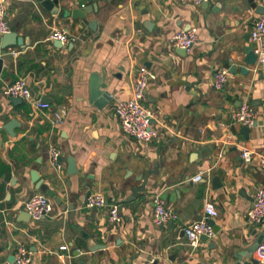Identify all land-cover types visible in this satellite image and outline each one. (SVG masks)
Here are the masks:
<instances>
[{
    "label": "crops",
    "instance_id": "obj_1",
    "mask_svg": "<svg viewBox=\"0 0 264 264\" xmlns=\"http://www.w3.org/2000/svg\"><path fill=\"white\" fill-rule=\"evenodd\" d=\"M42 1L0 0L10 31L25 40L24 48L0 49V264H16L9 259L21 244L32 252V264H143L150 259L235 264L240 252L261 243L259 249L264 221L251 225L247 215L264 187L263 121L245 136L242 126L232 124L231 113L246 102L264 110V81L256 68L248 75L240 70L243 49L251 43L245 37L261 14V0H210L200 7L182 0H58L57 7L68 11L96 4L98 11L85 20L62 19ZM148 23L153 24L149 32ZM60 29L71 38L62 48L50 38ZM180 30H196L199 38L183 55L171 41ZM142 66L155 76L147 106L159 137L150 144L126 136L116 115L117 103L130 98ZM221 69L228 70V82L216 90L214 76ZM95 74L113 100L103 109L91 102ZM21 78L32 101L47 98V107L37 109L25 100L13 104L14 98L4 94ZM13 119L19 126L11 137L3 126ZM244 148L256 152L248 164L241 159ZM53 150L61 169L52 161ZM69 158L75 159V175L68 174ZM33 171L62 204L52 199V214L26 223L25 201L46 195L35 189ZM200 173L201 182L187 181ZM147 178L144 193L126 202ZM87 194L119 205L121 221L110 223L109 208H88ZM158 195L177 213L176 221L154 223ZM207 202L219 212V230L192 248L184 229L202 218ZM82 232L106 249L91 252ZM257 251L254 258L264 264Z\"/></svg>",
    "mask_w": 264,
    "mask_h": 264
},
{
    "label": "built area",
    "instance_id": "obj_2",
    "mask_svg": "<svg viewBox=\"0 0 264 264\" xmlns=\"http://www.w3.org/2000/svg\"><path fill=\"white\" fill-rule=\"evenodd\" d=\"M196 7H200L210 0H182ZM262 12L254 23V27L250 34L251 43L254 45V52L258 56V63L264 69V0H261ZM9 25L5 18V12L0 7V36L10 33ZM51 40L59 41L63 45L71 42V38L67 30H55L51 34ZM174 48L190 52L199 42L196 30L176 32L172 38ZM228 70L221 69L215 73L214 88L222 90L228 82ZM155 78L154 74L145 66L137 69L133 79V86L130 98L128 100L119 101L116 105V115L119 125L123 133L134 139L140 144H150L159 137V131L153 125L154 113L147 106V89L151 80ZM4 94L10 98H20L25 101L33 100V93L26 79H19L8 85ZM37 109L47 107V104L39 100L32 101ZM260 119L263 123L261 128L264 131V110L259 112L250 103H243L237 110L231 113V121L233 125H240L246 128H254L258 126ZM256 155L255 151L246 148L241 151V159L245 163H250ZM51 158L54 165L61 169L59 163V153L56 150L51 152ZM260 167L264 171V156L260 158ZM203 180V174L200 173L195 177L188 179L192 183H199ZM87 207L109 208V221L111 224H118L121 221L120 206L117 204H109L108 199L101 194H91L88 197ZM24 211L30 215L34 221H40L44 217L54 212V201L43 194H35L30 196L23 205ZM219 212L216 206L207 202L203 216L199 221L190 223L184 229L188 244L192 248H197L202 237L212 239L215 236L214 227L209 223L210 220H216ZM178 219L177 213L166 207L162 198L158 195L153 198V221L157 226H164ZM248 223L251 225L259 224L264 221V187L257 190L252 207L247 215ZM257 256L264 259V244L258 249ZM65 262V257L61 256ZM16 264H32L33 255L26 245L21 244L17 248L15 255ZM143 264H160L157 259H150Z\"/></svg>",
    "mask_w": 264,
    "mask_h": 264
},
{
    "label": "water",
    "instance_id": "obj_3",
    "mask_svg": "<svg viewBox=\"0 0 264 264\" xmlns=\"http://www.w3.org/2000/svg\"><path fill=\"white\" fill-rule=\"evenodd\" d=\"M58 4H59L58 0H43L41 2V6L44 9L51 12L53 15H58L62 19L71 18L73 20H85L89 15L98 11V7L96 4L89 5V6L84 5L82 7L72 9L71 11H68L66 9L60 10L57 7ZM205 4L208 5L209 3H205ZM260 11L262 12V7H260ZM149 24L151 26L153 25L152 23H148L144 25L145 29L148 32L151 31V27H149ZM96 26H97L96 23L94 22L90 23V28L92 30H95ZM140 26L141 24L137 23V27L139 28ZM249 38H250V35L245 37V40L248 42ZM55 45L58 48H62L63 46V44L59 41H55ZM13 46H19V47L24 48L25 40L22 37H19L18 34L15 32H10L8 34L0 36V49H6L8 47H13ZM179 50H181L180 53H182V55L183 53H186L185 50H182V49H179ZM243 55H244L243 60H242L243 65L242 67H240L241 73L243 75H248L250 68H256V73L259 77V80L264 81V69L257 68L258 56L254 52V45L252 43L244 47ZM236 69H237V66H232L230 69V73H235ZM106 90H107V85L103 83L102 81H100V77L95 74L91 79V102L95 104V106L99 109H103L109 103L113 104L112 97L110 93ZM12 102L13 104H17V103L19 104V103H22V99L14 98L12 99ZM43 103L48 104L49 100L45 98L43 100ZM17 126H19V123L13 119L9 121L7 124H5L3 126V129L7 131L11 137H14L15 136L14 129ZM241 132L243 133V135L247 136L249 131H248V128L243 127L241 129ZM59 160L61 161V159ZM77 172H78V169L76 166L75 159L69 158L68 159V174L75 175L77 174ZM150 174L151 172L149 173V175ZM31 180H32V183L35 185V189L37 191H41L42 193L46 194L47 197L53 199L58 206L62 204L61 200L57 197L56 193L53 190L49 189V186L46 185L42 179H40V176L36 171L31 172ZM147 180L148 178L145 179L144 185L142 187L140 188L137 187V188L132 189L131 191L132 195L129 197V199L126 202H130V203L134 202L136 199L139 198L140 193H144ZM217 181L218 180L216 179L215 182ZM215 186H217L216 183H215ZM88 197H89V194H87L86 196L85 203L88 202ZM24 215H26V217L24 216L25 218L23 219V221L28 223L29 220L31 219L30 215L27 212H24ZM209 223L214 227V231L216 234L219 229L215 225V221L210 220ZM82 236L84 237V239L88 241V246H89L88 248L91 252L106 249V246L104 245H95V243H93L92 239L90 238L89 233L82 232ZM208 240L209 238L205 236L201 238L202 242H207ZM260 244L261 243H258L256 247H251V248L249 247L246 250L237 254L234 258L235 264H261V262H259L257 259L254 258V254L258 250V247L260 246ZM78 255L79 253L77 252L76 256ZM9 260L13 262L15 260V257L12 256ZM79 264H85V263L80 262Z\"/></svg>",
    "mask_w": 264,
    "mask_h": 264
}]
</instances>
